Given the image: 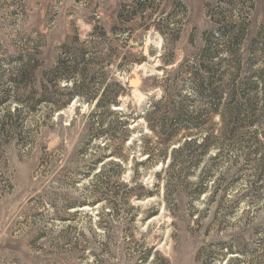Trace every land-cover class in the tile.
<instances>
[{"label":"rangeland","instance_id":"rangeland-1","mask_svg":"<svg viewBox=\"0 0 264 264\" xmlns=\"http://www.w3.org/2000/svg\"><path fill=\"white\" fill-rule=\"evenodd\" d=\"M0 264H264V0H0Z\"/></svg>","mask_w":264,"mask_h":264},{"label":"water","instance_id":"water-1","mask_svg":"<svg viewBox=\"0 0 264 264\" xmlns=\"http://www.w3.org/2000/svg\"><path fill=\"white\" fill-rule=\"evenodd\" d=\"M130 82H132L134 86L138 84V80L136 78H132Z\"/></svg>","mask_w":264,"mask_h":264},{"label":"trees","instance_id":"trees-1","mask_svg":"<svg viewBox=\"0 0 264 264\" xmlns=\"http://www.w3.org/2000/svg\"><path fill=\"white\" fill-rule=\"evenodd\" d=\"M100 103H101V101H100ZM112 103L116 104V102H114V101Z\"/></svg>","mask_w":264,"mask_h":264}]
</instances>
